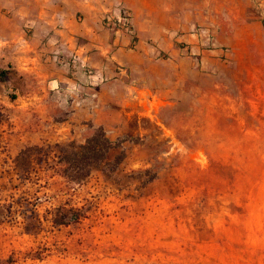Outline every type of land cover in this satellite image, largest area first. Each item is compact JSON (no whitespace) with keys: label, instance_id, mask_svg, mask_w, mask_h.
<instances>
[{"label":"rangeland","instance_id":"1","mask_svg":"<svg viewBox=\"0 0 264 264\" xmlns=\"http://www.w3.org/2000/svg\"><path fill=\"white\" fill-rule=\"evenodd\" d=\"M215 83L109 133L123 162L80 184L61 174L70 140H21L0 89V264H264V89L235 67ZM63 207L83 218L53 224Z\"/></svg>","mask_w":264,"mask_h":264},{"label":"crops","instance_id":"2","mask_svg":"<svg viewBox=\"0 0 264 264\" xmlns=\"http://www.w3.org/2000/svg\"><path fill=\"white\" fill-rule=\"evenodd\" d=\"M124 7L134 37L114 26ZM198 29L211 30L227 52L206 50ZM58 44L104 78L84 99L51 60ZM229 67L239 70L240 88L256 97L264 89V0H0L1 95L13 110L11 132L25 142L82 143L100 127L117 136L132 120L159 119L217 88Z\"/></svg>","mask_w":264,"mask_h":264},{"label":"trees","instance_id":"3","mask_svg":"<svg viewBox=\"0 0 264 264\" xmlns=\"http://www.w3.org/2000/svg\"><path fill=\"white\" fill-rule=\"evenodd\" d=\"M5 74L6 72L0 71V79ZM59 147H61L62 176L78 184L86 181L94 172L106 174L108 171H116L124 160L123 153L113 160L109 159L111 150L119 146L111 140L103 127L97 128L85 143L70 140L58 145ZM27 153L29 154L28 151ZM82 218L83 213L80 209L63 207L55 213L53 224L68 226L78 223Z\"/></svg>","mask_w":264,"mask_h":264},{"label":"built area","instance_id":"4","mask_svg":"<svg viewBox=\"0 0 264 264\" xmlns=\"http://www.w3.org/2000/svg\"><path fill=\"white\" fill-rule=\"evenodd\" d=\"M113 22L118 31L123 32L127 36L134 37L135 26L130 9L121 8L119 16ZM195 35H197L206 50L215 51L221 49L222 54L223 52H227V48H221L217 45L216 36L211 30L198 29ZM184 49L191 51L190 46L187 44L184 46ZM221 58L226 61L225 55H221ZM51 60L68 73L72 79L71 91L79 99H84L89 92L94 91L104 82L103 76H101L97 69L88 65L77 49H71L58 44L51 53Z\"/></svg>","mask_w":264,"mask_h":264}]
</instances>
